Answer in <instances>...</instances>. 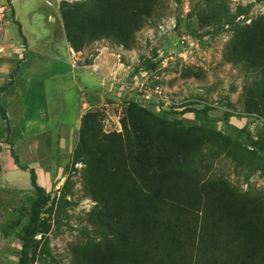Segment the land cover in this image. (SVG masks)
<instances>
[{
	"label": "rangeland",
	"instance_id": "obj_1",
	"mask_svg": "<svg viewBox=\"0 0 264 264\" xmlns=\"http://www.w3.org/2000/svg\"><path fill=\"white\" fill-rule=\"evenodd\" d=\"M10 1L4 2L10 6ZM61 1L78 0H59L58 9ZM33 5L31 9L38 5L46 6L37 0ZM13 6L18 20L19 3L14 2ZM263 14L264 0H159L148 23L135 33L129 47L107 38L83 42L78 50L71 47L75 52H82L80 57L84 62H91L102 46L107 47L104 49L106 52L112 53L108 76L114 90L108 92L106 105L93 111L97 112L99 135L103 138L119 136L124 142L128 136H132L127 106L129 100H136L158 116L167 113V118L181 119L187 125L199 124L211 132L215 130L233 137L238 135L246 144L245 133L236 129H244L254 138H264V108L259 112L244 110L248 88L259 74L243 63L232 64L224 58L235 28ZM33 24L44 30H53L55 26L45 19ZM4 28L7 43L19 40L18 26L12 18ZM15 45L21 46L22 55L18 61L9 62V76L0 78V86L9 80L12 71L16 74L24 58L23 42ZM81 78L78 77V81ZM97 79L95 76L93 85L97 84ZM113 80H119V83ZM24 85V79L18 78L10 88ZM68 86H65L66 91ZM157 86L160 88L159 95L155 92ZM146 92L148 97H145ZM185 106H197L207 113L205 116L196 112L172 113ZM225 111L232 115L225 117ZM167 139L162 138L160 143ZM182 142L189 148L193 140L189 137L174 140L175 145L182 146ZM199 142L200 145L192 149L193 154L183 163L182 172L185 175L177 177L173 173L169 182L175 189H183L188 203L175 201L162 207L164 213L161 216L168 220L166 223L180 224L175 233L178 234V241L183 243V250H168L161 258V264H189L191 259L195 264L198 234L207 221L215 220L207 215L202 203L204 198L199 197L197 188L192 184L227 181L240 192L260 191L264 194V164L256 167L252 159H238L236 155H231L230 148L222 150V143L211 137L202 138ZM177 155L181 159L180 154ZM55 163L61 171L52 187L46 191L50 193V201L41 214L49 231L35 236L39 244L33 264H75L73 253L76 248L101 247L103 242L108 245L112 240V236L106 240L95 223L102 204L90 194L86 165L81 161L73 163L72 157ZM46 164L52 162L48 159ZM179 178L182 182H176ZM33 194L32 190L0 188V264H18L21 247L18 236L27 221L25 212L28 213ZM16 219L21 220L18 226L12 229L6 227ZM192 232L194 234L181 236ZM183 251L186 253L182 256L180 252ZM188 251L192 256L189 259Z\"/></svg>",
	"mask_w": 264,
	"mask_h": 264
},
{
	"label": "trees",
	"instance_id": "obj_2",
	"mask_svg": "<svg viewBox=\"0 0 264 264\" xmlns=\"http://www.w3.org/2000/svg\"><path fill=\"white\" fill-rule=\"evenodd\" d=\"M158 2L61 1L59 12L66 40L75 50L83 42L101 38L111 39L127 48L134 41L135 33L148 23ZM224 58L232 64L243 63L259 74L244 98V110L259 112L264 108V14L235 28ZM12 77L0 86V92L13 83ZM0 111L4 116L1 105ZM93 111H87L81 118L72 162L81 161L86 165L90 194L102 204L95 223L101 235L106 240L112 236V240L108 245L103 242L101 247L76 248L73 253L75 264H161V258L168 250H183V243L178 241L175 233L180 224L166 223L168 220L161 216L164 213L162 207L175 201L188 203L183 189H175L169 182L173 173L177 177L185 175L183 163L193 154L192 149L200 145L202 138L220 141L222 150L230 148L231 155L240 160L252 159L256 167L264 164V138H254L244 129L236 131L245 133L248 144L238 135L211 132L199 124L187 125L181 119L167 118V113L158 116L136 100H129L127 119L133 135L124 142L119 136H100L97 112ZM187 112L202 116L207 113L197 106H185L172 113ZM231 115L224 112L225 117ZM165 137L168 139L160 143ZM182 137L193 140L189 148L183 142L182 146L174 144V140ZM12 155L15 163L21 166L17 156L13 152ZM24 168L29 170L34 194L28 213L25 212L27 221L18 236L21 240L18 264H33L39 244L35 236L49 231L41 214L50 201V193L39 185L33 167ZM176 182H182V179ZM192 185L197 188L199 197L204 198L202 203L207 215L215 218L207 221L198 234L195 264H264V194L260 191L240 192L227 181ZM20 222L16 219L6 227L12 229ZM190 234L194 232L181 236ZM180 253L183 256L186 251ZM187 254L188 259L192 257L189 251Z\"/></svg>",
	"mask_w": 264,
	"mask_h": 264
},
{
	"label": "crops",
	"instance_id": "obj_3",
	"mask_svg": "<svg viewBox=\"0 0 264 264\" xmlns=\"http://www.w3.org/2000/svg\"><path fill=\"white\" fill-rule=\"evenodd\" d=\"M35 1L11 0L7 5L8 17L16 22L19 35L11 45L22 41L24 58L16 66V74H10L13 83L0 92L5 112L2 116L0 111V188L18 191L32 190L29 170L24 167L34 168L46 191L52 187L61 171L55 161L72 157L82 116L106 105L108 92L114 90L108 76L112 53L104 50L107 47L102 46L91 62H84L82 52H75L66 40L59 0H37L46 6L31 9ZM14 2L19 3L18 20ZM44 19L55 25L53 30L34 27L33 23ZM18 57L13 52L0 60V78L9 76V62L18 61ZM95 76L97 84L93 85ZM78 77L82 78L78 81ZM18 78L24 79L25 85L10 88ZM12 152L23 167L15 163ZM48 159L52 164H46Z\"/></svg>",
	"mask_w": 264,
	"mask_h": 264
},
{
	"label": "built area",
	"instance_id": "obj_4",
	"mask_svg": "<svg viewBox=\"0 0 264 264\" xmlns=\"http://www.w3.org/2000/svg\"><path fill=\"white\" fill-rule=\"evenodd\" d=\"M8 20V6L7 4H5V2L0 0V59L6 57L8 54H11L13 52H15L18 56L22 55L20 46L11 45L10 43H7L4 39V26L8 22ZM114 83H119V80H114ZM155 92L158 95L160 94V88L158 86L156 87ZM145 97H148L147 92Z\"/></svg>",
	"mask_w": 264,
	"mask_h": 264
}]
</instances>
